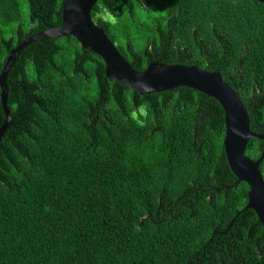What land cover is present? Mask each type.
I'll return each mask as SVG.
<instances>
[{"label":"trees","instance_id":"trees-1","mask_svg":"<svg viewBox=\"0 0 264 264\" xmlns=\"http://www.w3.org/2000/svg\"><path fill=\"white\" fill-rule=\"evenodd\" d=\"M62 5L0 0V75L13 49L62 24ZM91 15L138 72L220 73L264 135V0H100ZM6 83L0 264H264L217 100L187 87L141 95L72 35L27 46ZM263 151L252 138L245 155Z\"/></svg>","mask_w":264,"mask_h":264},{"label":"water","instance_id":"water-1","mask_svg":"<svg viewBox=\"0 0 264 264\" xmlns=\"http://www.w3.org/2000/svg\"><path fill=\"white\" fill-rule=\"evenodd\" d=\"M100 0H63L62 24L27 38L13 49L0 75L1 103L6 120L0 128V141L12 124L13 118L7 107V75L22 51L29 45L47 39H58L72 35L83 49L99 55L106 66L108 78L115 79L135 92L145 95L187 87L217 100L225 111L226 137L225 154L229 166L239 181L249 186L246 209L253 210L264 227V179L260 167L264 161L261 156L252 160L245 155L252 138L264 140V135L251 130L249 113L240 95L218 72H209L196 66L166 65L151 63L143 72L133 69L92 18V11Z\"/></svg>","mask_w":264,"mask_h":264}]
</instances>
